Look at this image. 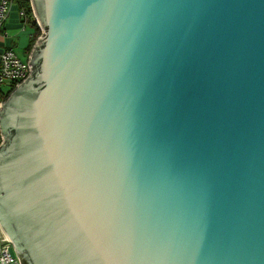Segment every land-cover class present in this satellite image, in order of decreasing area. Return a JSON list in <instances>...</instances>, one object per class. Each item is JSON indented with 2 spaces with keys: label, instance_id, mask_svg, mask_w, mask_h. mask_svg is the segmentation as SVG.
I'll return each mask as SVG.
<instances>
[{
  "label": "water",
  "instance_id": "obj_1",
  "mask_svg": "<svg viewBox=\"0 0 264 264\" xmlns=\"http://www.w3.org/2000/svg\"><path fill=\"white\" fill-rule=\"evenodd\" d=\"M31 8L0 103L12 264H264V0Z\"/></svg>",
  "mask_w": 264,
  "mask_h": 264
},
{
  "label": "built area",
  "instance_id": "obj_2",
  "mask_svg": "<svg viewBox=\"0 0 264 264\" xmlns=\"http://www.w3.org/2000/svg\"><path fill=\"white\" fill-rule=\"evenodd\" d=\"M31 5V0H28ZM15 3L19 6L18 0H0V30L3 28L6 19L8 18L11 5ZM20 17L25 18V13L22 8L18 9ZM39 26V25H38ZM41 33L36 38V46L40 43L44 30L39 26ZM33 48V49H34ZM29 56V55H28ZM27 60L20 59L13 49H6L0 56V103L4 102L2 97L3 92L1 87L8 85L12 89L16 84L20 83L28 75ZM11 245L9 241L4 242L0 250V264H12V259L9 255L8 248ZM18 263V260H17ZM19 264V263H18Z\"/></svg>",
  "mask_w": 264,
  "mask_h": 264
},
{
  "label": "crops",
  "instance_id": "obj_3",
  "mask_svg": "<svg viewBox=\"0 0 264 264\" xmlns=\"http://www.w3.org/2000/svg\"><path fill=\"white\" fill-rule=\"evenodd\" d=\"M18 9L19 6L17 4L13 3L11 5L8 18L0 30V56L6 49L11 48L20 59L26 60L30 51L36 45V39H34L35 30L25 18L20 17ZM8 89V85L1 87L3 94ZM1 142L2 138L0 136V144ZM3 244H0V250Z\"/></svg>",
  "mask_w": 264,
  "mask_h": 264
},
{
  "label": "trees",
  "instance_id": "obj_4",
  "mask_svg": "<svg viewBox=\"0 0 264 264\" xmlns=\"http://www.w3.org/2000/svg\"><path fill=\"white\" fill-rule=\"evenodd\" d=\"M18 2H19V6H20V8H22V9L24 10L26 21H27V22H28V23L34 28V30H35V37H34V39H36V37H37L38 35H40L41 30H40V28H39V26H38V24H37V22H36V20H35V17H34V15H33V11H32V8H31V5H30V2H29L28 0H18ZM34 39H33V41H34ZM33 41H32V43H33ZM13 88H14V87H13ZM13 88H12V89H13ZM12 89H8V91L2 95V97H3L4 100L8 97V95H9V93L12 91Z\"/></svg>",
  "mask_w": 264,
  "mask_h": 264
}]
</instances>
